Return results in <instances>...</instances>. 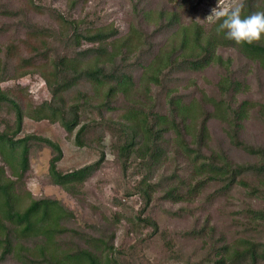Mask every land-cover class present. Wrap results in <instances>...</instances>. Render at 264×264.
Here are the masks:
<instances>
[{"label": "trees", "instance_id": "trees-1", "mask_svg": "<svg viewBox=\"0 0 264 264\" xmlns=\"http://www.w3.org/2000/svg\"><path fill=\"white\" fill-rule=\"evenodd\" d=\"M21 1L30 11L53 19L57 28L25 21L22 40L31 50L23 57L17 56L15 42L0 46V264L11 256L20 264H153L136 255L137 243L132 247L121 241L115 244L114 231L106 234L99 230L95 235L69 226L75 214L60 200L31 196L26 189L31 156L45 147L51 153L50 183L77 198L85 193V182L102 167L105 154L100 147L105 135L114 137L115 158L125 169L133 167L141 176L133 189L144 199L137 220L151 227L152 233H158L159 226L146 211L158 192L155 200L192 202L212 183L219 184L224 192L210 194L213 199L240 184L249 188L250 197L264 201V147L240 138L252 111L258 108L264 119V103L238 99L239 94L250 91V84L239 78L234 60L219 52L235 50L264 72V38L238 45L217 31L220 21L213 19L208 25L186 21L183 10L194 0H174L176 9L170 11L154 9L149 0H137L138 24H131L123 34L114 25H89L85 17L76 16V9L87 0H64V11L45 0ZM240 3L244 5L242 16L264 11V0ZM24 12V8L0 6V16H21V23ZM143 23L153 24V29L146 30ZM30 38L40 44L33 45ZM212 66L220 70L212 96L183 95L177 83L171 82L173 74L197 73ZM33 72L43 78L49 99L33 103L25 97L24 87L15 91L2 86L6 80ZM173 80L179 81V77ZM156 87L161 89L163 101L153 98ZM24 118L58 123L73 134L78 147L98 146V158L61 170L60 144L34 132L21 134ZM212 119L225 125L232 147L257 156L258 162L235 163L223 150L206 153L203 148L210 138ZM171 149L189 160L193 176L190 174L188 180L177 171L154 180ZM247 177H254L257 184L251 185ZM244 211L249 223L234 242H228L208 219L199 230L194 227L185 232L187 237L207 240L209 249L202 260L211 264H264V207ZM164 212L183 214L170 209ZM89 228L97 230L94 224Z\"/></svg>", "mask_w": 264, "mask_h": 264}, {"label": "rangeland", "instance_id": "rangeland-1", "mask_svg": "<svg viewBox=\"0 0 264 264\" xmlns=\"http://www.w3.org/2000/svg\"><path fill=\"white\" fill-rule=\"evenodd\" d=\"M241 1L220 0L225 5L240 3ZM136 2L137 0H87L76 9L74 14L85 17L89 25H114L123 34L131 24H138L135 16ZM148 2L151 7L157 10L162 7L168 11L176 9L174 0H149ZM217 2L218 0H194L193 5L183 10L185 20H195L205 25L210 24L214 18L207 16L211 9L216 7ZM45 3H52L60 10H66L64 0H45ZM0 6L9 9L24 8L25 10L23 23H21V16L12 18L0 16V46L15 42L19 57L29 55L28 52L31 50L30 46L24 44L22 40L25 21L39 26L57 28L53 19L47 15L30 11L21 0H0ZM143 27L151 31L153 24L143 23ZM3 31L7 32L4 33ZM28 41L36 46L40 44L35 38H30ZM150 41L152 44L154 43V41ZM219 52L224 57H231L234 60V68L239 69V78L245 79L250 84V91L239 94L238 99L248 98L264 103V85L260 84V80L264 81V72L258 70L255 65L249 63L235 50L226 49ZM219 71L217 66H212L197 73L173 74L172 76L179 77V81H174L173 77L171 82L177 83L183 95L200 96L201 93H205L212 96L215 93ZM2 86L15 91L24 87L23 89H27L24 92L25 97L33 103L50 98L47 86L37 72L29 73L17 80H6ZM160 91L161 89L156 87L153 89L152 95L154 99L163 101L162 95L159 94ZM209 128L210 138L207 141L208 144L203 148L206 153L223 150L235 163L258 162L257 156L236 149L228 143L224 124L212 119ZM30 132L49 137L60 144L63 157L58 167L61 170L80 167L98 158V146L78 147L74 143L73 134H68L58 123L24 118L21 134ZM240 138L250 144L264 147V119L261 117L258 108L252 111L250 118L245 122ZM114 139L110 134L105 135L104 142L100 147L104 150L105 160L102 167L85 182L82 187L85 193L81 196L73 197L59 186L50 183L48 163L51 153L50 149L46 147L34 152L31 156V169L26 179V189L30 191L33 198L52 197L73 210L75 220L68 222L69 226L78 227L95 235H98L99 230L106 234L114 231L116 235L115 244L121 241L126 247H132L134 243H137L134 250L136 255L139 254L142 261L148 260L149 263L153 264H186L187 262L211 264L207 260H202L203 254L209 249L207 240L201 237H187L185 232L194 227L199 230L204 221L208 219L210 225L217 226L216 231L219 234L223 233L228 242H234L237 237L243 235V228L249 223V218L244 210L246 208L264 207L263 200L250 197L247 194L249 188L240 184L227 191L225 195L213 199L214 197H211L210 194L224 192L219 184L212 183L205 186L198 198L192 202L173 203L155 200L159 195L158 192L153 204L146 211L147 214L156 219L159 226V232L152 233L151 227L137 220V214L143 206L144 199L139 194L133 193V189H135L141 176L133 167L125 169L115 158L112 146ZM172 150L169 151L168 158L157 170L154 180L174 171H177L181 178L187 179L193 176L189 160ZM246 180L251 185L257 184L254 177H247ZM131 192L133 194H127ZM210 201L212 202L210 203ZM182 208L189 211L180 210ZM165 209L179 210L183 214L173 216L164 212ZM116 217L119 218L117 221H115ZM141 217L143 216L141 215ZM89 224L96 225L97 230L89 228ZM251 233L247 232V234ZM3 264L20 263L14 256H11Z\"/></svg>", "mask_w": 264, "mask_h": 264}, {"label": "clouds", "instance_id": "clouds-1", "mask_svg": "<svg viewBox=\"0 0 264 264\" xmlns=\"http://www.w3.org/2000/svg\"><path fill=\"white\" fill-rule=\"evenodd\" d=\"M242 3L222 4L218 0L208 18L220 21L217 31L224 32L225 38L236 44H253L264 38V11H256L242 16Z\"/></svg>", "mask_w": 264, "mask_h": 264}]
</instances>
